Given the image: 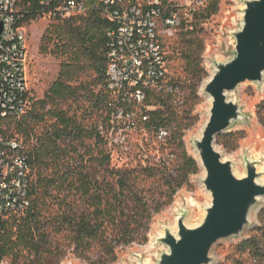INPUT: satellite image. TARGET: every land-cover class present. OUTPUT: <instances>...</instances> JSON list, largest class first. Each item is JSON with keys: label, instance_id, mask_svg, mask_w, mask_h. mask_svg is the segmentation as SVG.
<instances>
[{"label": "rangeland", "instance_id": "obj_1", "mask_svg": "<svg viewBox=\"0 0 264 264\" xmlns=\"http://www.w3.org/2000/svg\"><path fill=\"white\" fill-rule=\"evenodd\" d=\"M244 1L220 0L218 10L208 19L198 21L194 15L189 25L165 39L168 75L177 88L167 102L172 121L165 127L169 130V136L164 141L157 138L155 128L145 126L144 121L137 118L134 119L133 126L122 131L120 140L116 130L103 135L106 143H99L93 137L74 142L76 150L70 153L75 163L74 171L77 172L79 166L89 169L91 177L99 181V190L105 197L113 193H120L124 197V213L117 225L124 226L127 236L125 240H119L118 244L113 242V253H108L99 242H93L81 254L75 252L73 246H69V240L63 237L64 232L56 234L53 241L64 250L58 264H143V261L146 264H158L159 255L167 247L156 240L164 235L165 229L172 232L170 226H174L177 232V220L181 214L186 225L195 226L202 221L211 196L202 182L205 172L200 166L194 143L201 137L211 107V98L204 92V86L214 73L215 63L227 61L233 56V32L240 27ZM207 2L208 0H204L205 5ZM55 20L57 18L45 13L24 24L27 33L26 77L35 100L44 97L59 70L60 59L39 49L45 28ZM190 25H197L202 29L200 36L204 47L201 66L206 74L201 80L188 72L177 49H174L179 46L181 33ZM263 89L264 84L245 81L230 92L231 96L228 93V98L239 105L241 119L233 122L222 134L237 132V136L231 140L234 141L233 148L228 149L217 143L215 148L222 156L231 159L233 169L241 174L238 175L240 177L245 175L244 158L254 161L259 173L257 180L264 184V127L256 115V105L263 97ZM59 106L68 109L70 114H75L85 127H93L97 121L110 127L109 120L102 118L106 115V108L91 110L85 115L75 102L62 101ZM154 106L155 109L158 107ZM9 125H3L4 132L0 133L19 135L13 130L14 124ZM105 152H110L109 164L102 163ZM188 156L198 161L197 171L187 173ZM119 175L128 179L125 188L120 187L117 182ZM57 192L52 191L54 195ZM74 192L72 189L68 201L76 206L79 202H75ZM60 194L64 195L62 191ZM262 198H259L255 209L261 204ZM56 205L54 203L53 208ZM263 207L264 203L255 217L250 218V225L241 235L217 242L211 252L213 260L210 264H239L237 260L241 261L240 264H258L247 254L238 253L235 245L258 226L257 216Z\"/></svg>", "mask_w": 264, "mask_h": 264}, {"label": "trees", "instance_id": "obj_2", "mask_svg": "<svg viewBox=\"0 0 264 264\" xmlns=\"http://www.w3.org/2000/svg\"><path fill=\"white\" fill-rule=\"evenodd\" d=\"M219 1L208 0L195 13V19H208L218 10ZM21 10L23 26L39 16L35 0H24ZM109 24V20L96 10L57 18L50 23L42 34L39 49L60 59L55 80L41 99L35 100L30 91L29 107L19 118L0 119V132H4L3 125L13 123V130L23 138L32 178L29 207L20 215L11 214L0 219V257L13 264H58L64 250L53 241V236L62 232L69 240V246L81 254L93 242H99L108 253H113V242L118 244L127 236L124 226L117 225L124 213V197L120 193L105 197L99 190V181L91 177L89 169L79 166L77 172L74 171L75 163L70 153L76 150L75 141L93 137L99 143H106L98 132V121L93 127H85L75 114L59 106L62 101L75 102L85 115L91 110L106 108V115L102 118L109 120L110 92L105 73L108 63L106 29ZM201 30L197 25L188 26L181 33L179 46L174 48L185 68L196 75L197 80L206 74L201 66L204 47ZM169 81L176 85L171 79ZM171 95L147 91V104L158 107L149 111L145 126L167 127L171 123L172 114L167 104ZM256 115L264 127V89L263 97L256 105ZM236 136L237 132L219 133L216 143L231 149L234 147L231 140ZM102 158V163L109 164L110 152L103 153ZM186 164L187 173L199 169L198 161L192 156L187 157ZM117 182L125 188L128 179L119 175ZM72 189L75 190V202H79L76 206L68 201ZM53 190L58 191L57 195L52 193ZM54 203H57L56 208H53ZM257 220L258 226L235 248L255 263L264 264V207Z\"/></svg>", "mask_w": 264, "mask_h": 264}, {"label": "built area", "instance_id": "obj_3", "mask_svg": "<svg viewBox=\"0 0 264 264\" xmlns=\"http://www.w3.org/2000/svg\"><path fill=\"white\" fill-rule=\"evenodd\" d=\"M24 0H0V119L19 118L29 107L26 77L27 33L21 24ZM37 13L66 18L96 10L109 20L106 29V85L110 92L109 123L100 121L103 136L144 123L154 105L147 91L173 93L164 51L166 38L189 25L204 0H35ZM157 138L169 136L155 128ZM31 168L20 135L0 133V219L20 215L30 205ZM0 264H13L0 257Z\"/></svg>", "mask_w": 264, "mask_h": 264}, {"label": "water", "instance_id": "obj_4", "mask_svg": "<svg viewBox=\"0 0 264 264\" xmlns=\"http://www.w3.org/2000/svg\"><path fill=\"white\" fill-rule=\"evenodd\" d=\"M244 4L240 27L233 32V56L215 63L214 73L204 86L211 107L201 137L194 143L211 202L200 223L186 225L181 214L176 234L165 229L164 235L157 238L167 247L159 255L158 264H210L217 242L241 235L250 225L259 198L264 197L256 163L245 157V175L237 176L232 161L223 160L215 148L217 134L241 119L239 105L228 98V93L245 81L264 84V0H245Z\"/></svg>", "mask_w": 264, "mask_h": 264}, {"label": "bare ground", "instance_id": "obj_5", "mask_svg": "<svg viewBox=\"0 0 264 264\" xmlns=\"http://www.w3.org/2000/svg\"><path fill=\"white\" fill-rule=\"evenodd\" d=\"M262 87V86H261ZM230 94V93H229ZM232 94H230V96H231ZM222 159L223 160H226V159H230V158H228V157H225V156H222ZM231 160V159H230ZM234 174L235 175H241V174H239L237 171H234ZM243 175V174H242ZM264 203V197L262 198V201H261V204L258 206V208L257 209H254L252 212H251V217H255V215H256V213H257V211H258V209H259V207L262 205ZM173 223V222H172ZM170 228H171V230H172V233L173 234H176V229H175V227L174 226H170ZM162 234V232H160L159 233V235H161ZM143 264H146V261H143Z\"/></svg>", "mask_w": 264, "mask_h": 264}]
</instances>
